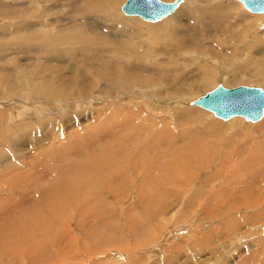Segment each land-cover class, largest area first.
Here are the masks:
<instances>
[{
    "label": "rangeland",
    "instance_id": "1",
    "mask_svg": "<svg viewBox=\"0 0 264 264\" xmlns=\"http://www.w3.org/2000/svg\"><path fill=\"white\" fill-rule=\"evenodd\" d=\"M75 1L0 0V94L10 93L0 99V264H264V111L255 122L221 120L188 104L217 83L264 89V14L244 25L243 16L256 13L238 2L244 22L195 34L205 51L187 53L149 32L142 53L127 48L113 58L139 75L166 74L155 88L96 80L69 99L43 96L37 88L46 75L39 71L44 56L31 41L43 37L46 22L55 34L72 24L68 18L84 17ZM119 6L112 12L135 17ZM185 18L196 20L192 10ZM123 35L114 34L109 47ZM30 36V46L20 47ZM76 47L81 55L64 72L70 82L78 73L74 63L88 54L78 43L69 52ZM161 49L162 62L153 58ZM130 50L139 52L133 65L125 59ZM108 52L90 55L83 77L93 75L92 59ZM196 56L212 62L205 85ZM13 66L21 72L7 85L4 75ZM194 110L200 118L185 120ZM133 114L151 127L134 125ZM232 119L238 122L228 128Z\"/></svg>",
    "mask_w": 264,
    "mask_h": 264
},
{
    "label": "bare ground",
    "instance_id": "2",
    "mask_svg": "<svg viewBox=\"0 0 264 264\" xmlns=\"http://www.w3.org/2000/svg\"><path fill=\"white\" fill-rule=\"evenodd\" d=\"M160 1H162V0H160ZM195 1H196L197 5L192 6L191 4ZM121 2H122V0H76L75 3H78L81 5V11H82L84 17H80V18L70 17V18H68L69 20L67 19L66 22L68 23L70 21V22H72V24H70L64 28L58 27V31L55 34H51L49 29L45 28V26L47 24V22H46V24L44 25V29H43L44 30L43 37L42 38H36V39H33L31 41L32 45L38 47L35 49H41L42 50V55L38 54L39 58L44 56V59L40 63L39 71L44 72L46 75L43 78L42 84L40 86H38V88H37V91L39 92L38 94H42V95L44 94L43 96L52 97L54 99H58V98L69 99L68 96L75 97L79 94H83L84 86H82L81 84H88L89 89H90L91 86L94 85L96 80H102V81L105 80L108 82L109 85H120V86L125 87L126 89H131L135 86H139V87L150 86L151 88H155V87L159 86L157 84L165 82V79L167 78L166 74L160 73V74L156 75L157 73L155 71L148 70L147 74L139 75V74L131 72L128 69V66L124 62H122V61L114 62L113 58L118 57V56H122L123 52L127 48L137 47V50L139 51V48H140V52L142 53L145 50V46L142 43L146 40L145 37L147 36V33H149V32H153L154 36L156 37V39L158 41H165V40L173 41L176 43L177 46H179L180 49H183V47H185L186 52L191 54L192 50H196V51L204 50V48L201 47L202 45L200 44V39L197 38L195 36V34H198V36L203 37V36L209 34V31L213 30L218 25H219V28H222L223 30H228L229 27L232 28L236 25V21L244 22L242 20V18L240 17V15L238 14V12L236 11V6L238 5V1H236V0H233V1L231 0L230 3H227L226 0H181L179 2L178 6L176 7V9H174L176 11H174L173 13L171 12L172 15L167 14L168 15V16L166 15L167 17L162 18L161 20L155 21V22L140 20L136 16L135 17H133V16H131V17L130 16H118L117 13L116 14L113 13L112 10L116 11L117 10L116 7L119 6V4ZM187 3L190 4V6H188ZM240 6H241V4H240ZM189 10L193 11L197 21L194 19H190V22L188 20H186L185 14H187ZM229 13H233V15H228ZM260 15L261 14L256 13V14H251L248 17L243 16V18L249 20V21L245 22L244 25H247L249 27L253 26V21H255V18H257L255 16H260ZM197 25H202L203 28L199 29V26H197ZM231 31H233V30H231ZM235 31L238 32V30H235ZM126 32H129L127 37H125ZM121 33L124 34L122 36V38L125 37L123 42L121 44H118V41H116V45L109 47L112 36L114 34H121ZM233 33H234V31H233ZM233 33H231V35H233ZM180 34L183 35L182 38L178 37ZM63 39H66L64 42L65 44L60 43ZM30 40H31V36L28 38L22 39L21 41H19V46L20 47L24 46V45L30 46L29 45ZM183 42H184V46H183ZM77 43L81 44L82 47L84 48V50L88 49V54H84V57L82 60L76 61L74 63L73 70H78V73L75 75H73V73H72L71 77L74 76L75 79L74 80L71 79V82H70L67 79H64V78L68 77V75H69L68 72H67V74H64V72L67 71L66 66H69L72 64L69 61L77 59V57L81 55V52L79 51L78 47H76V50L73 53L69 52L72 48H75V45ZM104 49H108L110 51V53L108 52L106 55L101 56L100 59L99 58L92 59L93 62H97L95 64L96 68L92 72L93 75L88 76V77H83V75H85L86 72H89L91 70V68L85 69L86 63L90 64L89 63L90 60H88V57L90 55H96L98 50H104ZM207 49L209 50V48H207ZM259 50H260L261 54H264V51H262V49H259ZM209 52H207V53L209 54ZM164 53H165V51L163 49H161L153 55V58L162 62L163 59L161 58V55ZM68 54H69V57H66V58H57L56 57V55L67 56ZM99 54L102 55V52H99ZM136 54H139V52H137L136 50H130V51H128V54L125 55V59H132L130 64L133 65L134 64V62H133L134 55H136ZM205 55H207V54H205ZM202 56H196V58L194 60L197 61V63L199 64V67H201L202 72H203V77L201 78V82L202 83L204 82L205 84H207L208 81H206V80L208 78H211L212 73L210 70L206 69L207 68L206 66H208V63L212 64V62H210L208 59H206L207 58L206 56H205L204 60H206V62H208V63L204 64L203 62H200V60H197V59H201ZM184 58H185V56H184ZM226 58L225 59L222 58V59L224 60V63L229 65L230 58H228V59H226ZM217 60H219V59H217ZM31 68L36 70L35 67H31ZM256 71H258V69H256ZM20 72L21 71L18 69V67H15V66L11 67V71L6 72L4 75V82L7 85L10 82V85H11L13 83V82L11 83V81H12L11 78L13 76H18ZM24 73H26V72L24 71ZM221 75L223 76V72H221ZM222 76H219V77H222ZM233 77H236V75H233ZM19 79H21V78H19ZM174 79H176V78H174ZM218 80H220V79H217V82H218ZM172 81H173V84H175L176 80H172ZM169 82H167V83H169ZM57 83H58V85H57ZM204 83H203V85H205ZM1 85L2 84L0 82V89L3 88ZM120 88H122V87H120ZM10 89L13 91L16 90L15 88H10ZM122 89H124V88H122ZM8 94H10V93L0 94V99L6 97L5 95H8ZM24 95H26V94H23V95H22V93L20 94V96H24ZM263 111H264V109H263ZM201 114H202L201 112L198 113L195 110L190 112L189 114H187L185 112L184 113V119L194 121L196 119H199ZM133 117L136 118V120L133 118L134 121H132V123H135L134 125L139 126V124L140 125L145 124L143 122V119H142L143 117L140 118V119H142L141 122L137 121L138 120L137 118H139V117H137L135 115ZM232 117H234V116H232ZM3 118H5V115H3ZM237 122L238 121L236 119H232L225 124L228 126V128H233V126L235 124H237ZM107 123H110V122H107ZM143 126H148L149 128L151 127L150 124H148V125L146 124ZM85 129H87V127ZM93 133H94V131H93ZM90 134H91V138H92V136H93V138H95L94 137L95 133H94V135H92V133L90 132ZM177 142H178V139H175L172 142V145H174V146L176 145L179 148L182 145V143H180V145H177ZM68 143H70V142H68ZM148 143H150V142H148ZM76 144H77V142H76ZM80 145H82V144H80ZM191 149H192V147H191ZM68 150L69 149H67V151ZM50 152H52V151H50ZM44 166H46V165H44ZM9 168H10V166H9ZM41 170H43V169H41ZM4 173H5V171H4ZM6 173H7V170H6ZM5 175H7V174H5ZM2 177H3V175H2ZM7 177H8V175H7ZM67 188H69V187H67ZM9 233H11V232H9ZM20 243H18V244L20 245ZM21 245H22V243H21ZM35 248L34 249L32 248L33 250L29 249L30 251L28 250V252L33 253V251H35ZM4 250H5V248H4ZM6 250H7V248H6ZM35 252L38 253V250Z\"/></svg>",
    "mask_w": 264,
    "mask_h": 264
},
{
    "label": "water",
    "instance_id": "3",
    "mask_svg": "<svg viewBox=\"0 0 264 264\" xmlns=\"http://www.w3.org/2000/svg\"><path fill=\"white\" fill-rule=\"evenodd\" d=\"M181 0H124L119 6L124 15H135L143 20L156 21L174 11ZM251 13L264 14V0H236ZM209 111L214 117L227 120L241 116L245 121L255 122L262 117L264 89L258 86L236 85L224 87L217 83L188 102Z\"/></svg>",
    "mask_w": 264,
    "mask_h": 264
}]
</instances>
